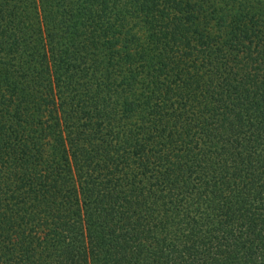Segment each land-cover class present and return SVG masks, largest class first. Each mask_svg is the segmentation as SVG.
Wrapping results in <instances>:
<instances>
[{
    "label": "trees",
    "instance_id": "trees-1",
    "mask_svg": "<svg viewBox=\"0 0 264 264\" xmlns=\"http://www.w3.org/2000/svg\"><path fill=\"white\" fill-rule=\"evenodd\" d=\"M45 2L0 0V264H264V0Z\"/></svg>",
    "mask_w": 264,
    "mask_h": 264
},
{
    "label": "rangeland",
    "instance_id": "rangeland-1",
    "mask_svg": "<svg viewBox=\"0 0 264 264\" xmlns=\"http://www.w3.org/2000/svg\"><path fill=\"white\" fill-rule=\"evenodd\" d=\"M40 1H41L42 3H46V4L48 3V2H45V1H47V0H40ZM48 7H49V8H53L54 10H58L57 7L54 6V5L51 6L50 4H48ZM67 20H68V17L66 16L65 19H64L65 22L62 24L61 31H62V30H64V31H68V29H69V28H68V26H69V20H68V21H67ZM49 29H50V31H57V29H55V28H53V27H51V28H49ZM57 32H58V31H57Z\"/></svg>",
    "mask_w": 264,
    "mask_h": 264
}]
</instances>
